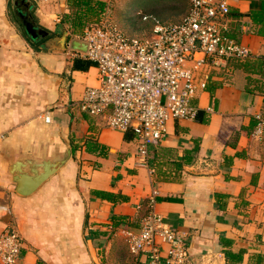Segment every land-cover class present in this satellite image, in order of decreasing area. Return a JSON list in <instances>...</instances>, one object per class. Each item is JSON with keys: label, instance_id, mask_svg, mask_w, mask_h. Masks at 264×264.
Instances as JSON below:
<instances>
[{"label": "crops", "instance_id": "0c3cea01", "mask_svg": "<svg viewBox=\"0 0 264 264\" xmlns=\"http://www.w3.org/2000/svg\"><path fill=\"white\" fill-rule=\"evenodd\" d=\"M15 2L30 4L49 38L74 37L62 23L68 0H0V236L20 235L18 264H147L125 233H138L151 211L186 237L188 264H229L226 251L242 254L237 264H264V0H227L228 34L251 56L200 69L196 117L170 120L146 164L131 132L74 106L85 89L74 92L71 79L87 72L97 86L96 67L74 70L68 50L32 49L8 19ZM66 151L35 193H15L9 164Z\"/></svg>", "mask_w": 264, "mask_h": 264}, {"label": "built area", "instance_id": "2783aa9c", "mask_svg": "<svg viewBox=\"0 0 264 264\" xmlns=\"http://www.w3.org/2000/svg\"><path fill=\"white\" fill-rule=\"evenodd\" d=\"M187 2L189 12L182 21L156 23L150 38H129L102 21L74 37L86 44L85 53L67 49L73 60L89 61L97 69V86L87 87L74 106L90 117L104 118L113 131L131 132L141 164H146L150 147L166 135L170 120L196 117L193 100L206 87L196 78L206 63L218 66L251 56L227 35V0ZM44 119L49 122V117ZM125 235L130 251L143 253L147 264H188L186 237L153 211L143 218L138 233ZM159 243L167 246L164 256ZM22 249L16 231L0 236L3 264H18Z\"/></svg>", "mask_w": 264, "mask_h": 264}, {"label": "water", "instance_id": "95a60500", "mask_svg": "<svg viewBox=\"0 0 264 264\" xmlns=\"http://www.w3.org/2000/svg\"><path fill=\"white\" fill-rule=\"evenodd\" d=\"M16 12L18 10V3H14ZM24 11L16 13L17 18L21 22L25 34L35 42L48 37V32L38 29L31 20L29 14L30 4L26 3L20 6ZM27 8V9H26ZM48 49H61L63 51L70 49L85 53L87 46L85 43L70 39L67 33H64L60 38H48L40 46ZM69 151H66V156L60 159H45L42 161H35L29 156H22L17 158L14 162L9 164L8 172L11 180L15 186V193L21 197H28L35 193L50 177L56 174L65 164L69 157Z\"/></svg>", "mask_w": 264, "mask_h": 264}, {"label": "trees", "instance_id": "16d2710c", "mask_svg": "<svg viewBox=\"0 0 264 264\" xmlns=\"http://www.w3.org/2000/svg\"><path fill=\"white\" fill-rule=\"evenodd\" d=\"M185 1H186V5L184 7L183 12L184 13L186 12V13L184 14L183 18L189 12L188 2L187 0ZM67 5H68V13L63 16L62 23L68 26V30L72 37L81 36L85 28L90 27L92 25L99 24L101 20L103 19V17L105 16V11L107 8L106 3L100 2L97 0H68ZM156 8H158V6H154L150 9H147L144 15H142L143 13L139 14L141 15V17L139 19L137 26L140 27L141 25H143L144 28H147L150 34L156 23L171 24V23L163 22L164 20H167V19L162 15L150 14L152 13V11L158 10ZM8 10H9V13H7V16H8L10 23L16 28L19 35L31 45L32 49L38 50V47L44 42L45 38L41 39L38 42H31L29 38L27 37V35L24 33V30L22 28V25L19 19H17V17L14 16V14L11 12L10 4H8ZM251 15L253 16L252 18L254 21L259 22L258 18L260 16L261 17L263 16V12L253 11L251 12ZM143 26L141 27L143 28ZM123 34L129 38H135L133 36H128L125 33ZM227 35L232 39V37L229 34ZM247 62H249V60L245 62H240L241 64L240 66L241 67L247 66L248 65ZM92 65L93 64L89 61L79 60V59L73 60L74 70H86ZM225 254L228 259L229 264H237L241 260V257H242V254H233L230 251H226Z\"/></svg>", "mask_w": 264, "mask_h": 264}, {"label": "rangeland", "instance_id": "374dc122", "mask_svg": "<svg viewBox=\"0 0 264 264\" xmlns=\"http://www.w3.org/2000/svg\"><path fill=\"white\" fill-rule=\"evenodd\" d=\"M185 5V0H113L111 8H106L105 16L101 22L116 26L128 36L138 39L150 38L151 34L147 28H144L143 25H141L143 28L137 26L141 17L139 14L143 13L142 15H144L147 9L158 6L156 8L158 10H154L150 14L164 16L167 19L163 21L165 23H178L186 13L183 12ZM86 73H78L71 79L74 92L89 86L86 82L88 77Z\"/></svg>", "mask_w": 264, "mask_h": 264}, {"label": "flooded vegetation", "instance_id": "af4514ba", "mask_svg": "<svg viewBox=\"0 0 264 264\" xmlns=\"http://www.w3.org/2000/svg\"><path fill=\"white\" fill-rule=\"evenodd\" d=\"M18 9H19V11H21V12L24 11L20 6L18 7ZM20 23H21V22H20ZM48 38H49V37L45 38L44 41H45L46 39H48Z\"/></svg>", "mask_w": 264, "mask_h": 264}]
</instances>
